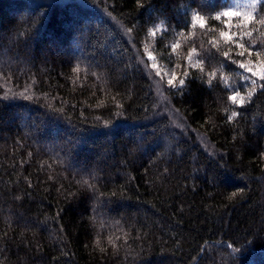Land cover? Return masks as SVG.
Instances as JSON below:
<instances>
[{
  "label": "trees",
  "instance_id": "16d2710c",
  "mask_svg": "<svg viewBox=\"0 0 264 264\" xmlns=\"http://www.w3.org/2000/svg\"><path fill=\"white\" fill-rule=\"evenodd\" d=\"M262 74L264 0H0V264H264Z\"/></svg>",
  "mask_w": 264,
  "mask_h": 264
},
{
  "label": "snow or ice",
  "instance_id": "6c2138e0",
  "mask_svg": "<svg viewBox=\"0 0 264 264\" xmlns=\"http://www.w3.org/2000/svg\"><path fill=\"white\" fill-rule=\"evenodd\" d=\"M224 17H241L243 15V20L241 21V23L238 25V27H240L241 29H243L244 27H246L247 25H250L253 20L255 19L253 17V15L251 14V12L249 13H246V14H242L241 12H238V11H234V10H231L229 9L228 11H225L223 14H222ZM195 21L196 23L199 24V27L200 28H204L205 27V22L203 20V17L197 15L195 18ZM217 20L220 19V16H217L216 17ZM226 23L229 24V26H231L230 24V21H226ZM152 35H155V32L152 33ZM226 41H232L233 40V36L235 35L234 33H229V32H221L220 34ZM244 35L246 36H251L252 33L251 32H244ZM180 45L179 44H174L173 45V49L175 48H178ZM239 48L240 49H244V51H240L238 53L239 56H244L245 55V52L247 51V49L245 48V44L244 43H240L239 44ZM261 53L259 51L256 52V55L259 56ZM229 54L227 52L224 53V56L227 57ZM149 59H152L151 56H149ZM189 59H191V57H189ZM199 61H197V66H199ZM153 68L157 67L156 65H152ZM240 67L241 68H246L248 72H253V69L251 67H247V65L245 64H240ZM158 76L160 75L159 72L156 73ZM254 75H256V73H253ZM259 78L261 80H264V74L260 75ZM177 81V77L176 75L173 73L172 77L168 80V84L169 85H174ZM179 83L181 85L184 84V80L181 79L179 80ZM253 83H255V81H253ZM239 93L236 92L234 93L233 95L229 96L228 99H230L231 101H233L234 103L236 104H243L244 103V100L243 99H238L239 97ZM233 116L236 115V112H233L232 113ZM233 195H236V193H233Z\"/></svg>",
  "mask_w": 264,
  "mask_h": 264
}]
</instances>
